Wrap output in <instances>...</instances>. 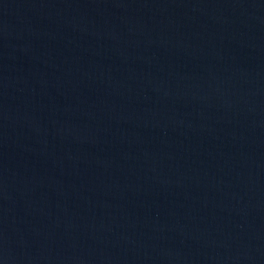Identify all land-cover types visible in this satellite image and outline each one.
<instances>
[{
	"label": "water",
	"instance_id": "obj_1",
	"mask_svg": "<svg viewBox=\"0 0 264 264\" xmlns=\"http://www.w3.org/2000/svg\"><path fill=\"white\" fill-rule=\"evenodd\" d=\"M0 264H264V0H0Z\"/></svg>",
	"mask_w": 264,
	"mask_h": 264
}]
</instances>
